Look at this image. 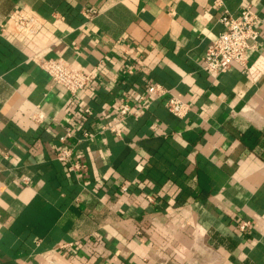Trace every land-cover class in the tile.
Here are the masks:
<instances>
[{"label":"crops","instance_id":"crops-1","mask_svg":"<svg viewBox=\"0 0 264 264\" xmlns=\"http://www.w3.org/2000/svg\"><path fill=\"white\" fill-rule=\"evenodd\" d=\"M246 6L257 46L209 74L222 13ZM34 55L96 81L72 98ZM151 84L189 113L102 129ZM68 127L79 171L57 159ZM0 264H264V0H0Z\"/></svg>","mask_w":264,"mask_h":264},{"label":"built area","instance_id":"built-area-1","mask_svg":"<svg viewBox=\"0 0 264 264\" xmlns=\"http://www.w3.org/2000/svg\"><path fill=\"white\" fill-rule=\"evenodd\" d=\"M213 3L215 6H221L223 0H213ZM97 14L98 10L94 7L84 9V15L87 18H93ZM258 20L257 13L250 6L243 8L237 15H232L228 10H225L220 17L224 29L206 50L203 56V68L209 74H219L229 69L233 63L245 64L247 51L257 46L260 36L257 27ZM32 59L49 75L52 85L62 88L72 98L96 81V69H82L64 57L34 55ZM158 101H162L169 112L179 118L185 117L191 109V105L176 95L172 89L161 84H151L144 93H138L133 100L123 102L113 121L105 122L102 129L121 138L125 130L122 123L134 114L136 107L137 110L144 111L152 103ZM84 111L89 113L90 108H85ZM150 127L157 129V124L152 123ZM72 136L73 132L70 127L66 128V131L60 136L63 146L57 152V159L68 164L70 170L79 171L82 169V164L73 159L74 146L67 144L68 139ZM88 137L90 134L86 131L80 140ZM28 179L25 177L23 182H28ZM148 199L153 201L151 197ZM251 227L252 222L249 220L242 221L238 226L241 231H248Z\"/></svg>","mask_w":264,"mask_h":264}]
</instances>
